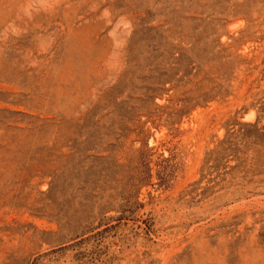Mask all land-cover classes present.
Segmentation results:
<instances>
[{"label":"rangeland","instance_id":"374dc122","mask_svg":"<svg viewBox=\"0 0 264 264\" xmlns=\"http://www.w3.org/2000/svg\"><path fill=\"white\" fill-rule=\"evenodd\" d=\"M0 264H264V0H0Z\"/></svg>","mask_w":264,"mask_h":264}]
</instances>
